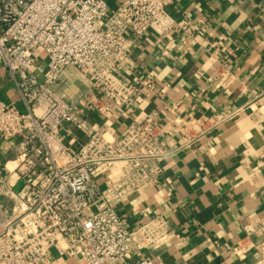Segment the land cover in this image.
I'll use <instances>...</instances> for the list:
<instances>
[{"label":"built area","instance_id":"2783aa9c","mask_svg":"<svg viewBox=\"0 0 264 264\" xmlns=\"http://www.w3.org/2000/svg\"><path fill=\"white\" fill-rule=\"evenodd\" d=\"M173 1L119 0L112 6L113 0H0V61L23 106L0 100V137L16 138L15 156L0 177V194L12 201L0 229V264H40L51 248L72 264H113L167 233L161 215L128 228L116 205L159 183V159L189 147L236 113L201 115L192 123L170 118L165 125L148 117L131 121L117 137L85 112L91 107L108 115L138 95H160L150 78H122L115 85L108 77L121 67L131 69L129 38L176 29L166 10ZM178 28L188 32L190 25ZM39 53L45 57L43 76L34 71ZM66 66L89 82L92 93L78 103L53 87ZM66 125L85 136L78 148L63 141ZM165 127L181 133L183 143L170 146ZM114 166L118 175L102 187L99 176ZM239 246L233 252H243ZM252 247L264 255V241ZM135 264L162 262L141 255Z\"/></svg>","mask_w":264,"mask_h":264},{"label":"crops","instance_id":"0c3cea01","mask_svg":"<svg viewBox=\"0 0 264 264\" xmlns=\"http://www.w3.org/2000/svg\"><path fill=\"white\" fill-rule=\"evenodd\" d=\"M166 10L176 29L128 37L131 69L121 67L108 77L115 85H122V78H150L160 95H138L108 115L86 107L85 116L119 137L131 121L144 123L148 117L165 125L176 117L192 123L201 115H236L159 159V183L145 185L116 205L128 228L161 215L168 231L113 264H135L141 255L162 264H264V255L252 247L264 241V0H175ZM185 24L188 32L177 29ZM34 71L39 76L46 71L41 53ZM53 87L69 103L92 93L71 66L61 70ZM0 100L23 109L1 61ZM165 129L170 146L183 143L181 133ZM62 135L74 148L86 140L71 125ZM15 142L0 137V177L15 156ZM118 173L114 166L100 175L102 187ZM11 207V199L0 194V229ZM238 244L241 253L233 252ZM40 264H72V259L51 248Z\"/></svg>","mask_w":264,"mask_h":264}]
</instances>
